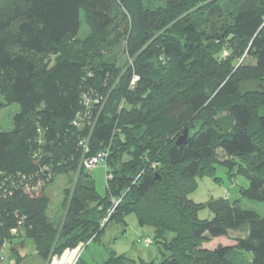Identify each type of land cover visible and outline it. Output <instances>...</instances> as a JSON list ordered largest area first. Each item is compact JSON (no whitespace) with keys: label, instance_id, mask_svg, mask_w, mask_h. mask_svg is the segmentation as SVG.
<instances>
[{"label":"trees","instance_id":"obj_1","mask_svg":"<svg viewBox=\"0 0 264 264\" xmlns=\"http://www.w3.org/2000/svg\"><path fill=\"white\" fill-rule=\"evenodd\" d=\"M220 7L230 22L217 29ZM198 12L211 28L198 26ZM228 41L238 53L222 62ZM236 54L254 63L236 64ZM0 96L20 107L13 131L0 132V189L13 193L0 199V251L27 237L48 261L87 249L111 223L125 229L134 214L168 255L155 263L111 252L104 264H264V217L228 197L191 199L222 151L229 169L249 179L242 196L264 203V0H0ZM108 150L103 197L82 160ZM38 175L39 196L5 181ZM60 176L76 182L70 178L55 223L47 187ZM205 209L212 220L199 218ZM231 233L239 234L235 246L202 249Z\"/></svg>","mask_w":264,"mask_h":264},{"label":"rangeland","instance_id":"obj_2","mask_svg":"<svg viewBox=\"0 0 264 264\" xmlns=\"http://www.w3.org/2000/svg\"><path fill=\"white\" fill-rule=\"evenodd\" d=\"M220 8L223 17H221V19L217 18L214 21V25L217 29L226 21L230 22L229 12L224 7ZM206 16L207 14L203 15V12H198L195 17L198 26H201L202 30L211 28V25H213V22H211V24L207 22ZM79 36L81 39H85L88 36V29L84 24ZM227 44L231 47H229L230 52L229 55L227 54L221 58L222 62H227L228 57L233 55V50L235 52L237 51L235 42L228 41ZM115 55L116 52H110L108 53V58ZM53 59L54 57L51 58V60ZM234 61L236 64L240 62L254 63L252 59L246 58V56L240 57L238 54H236ZM118 64L121 69L120 77H124L125 80L129 70L126 60L121 57ZM4 103L5 100L0 96V132H11L14 129V120L16 115L20 112V107L16 104L5 106L3 105ZM123 158L126 162L130 161V156L128 154H125ZM231 160L232 159L224 152L219 151V164L216 167L215 173L198 179V189L191 195V199L197 204H207L210 201L228 197L231 203L237 202L243 209L255 211L264 217V203L251 201L242 196L241 191L248 188L249 179L243 175H237L236 166H234L233 169H229L228 163H230ZM106 173L107 162L106 164L100 163L90 171L92 179L95 181L98 194L103 197H105L107 193V181L112 178L109 173L107 177ZM70 178L76 182L74 177L60 176L56 179L54 184H50L47 187V194L51 198L49 215L55 223H59L61 219L63 192L67 187L71 186ZM111 214L112 213H110V215ZM213 217L209 209L202 210L199 213V218L201 220H212ZM126 222L128 225L125 229L118 223H111L100 241L92 243L87 249L84 248L80 257H78L79 253H77V256L75 255L76 258L74 260L76 261L77 259V264L81 259L87 264H104L109 259L111 252H114L116 255H126L136 261L140 259L155 263L163 261L164 255H168L165 251H160L155 243H152L148 248L144 244L146 239L153 240L155 234L154 229L150 227H141L134 214L128 215L126 217ZM237 234L238 233H231V238L211 239L209 242H205L202 245V249L215 251L220 247L235 246L236 243L232 238H235ZM170 237L173 238L174 235ZM77 248L67 250H77ZM64 253L62 256L54 255L48 261H45L38 254L33 240L23 237L14 239L13 243L5 244L3 250L0 251V264H53V259L57 257V262L60 263V257H63ZM240 257L244 263H250L251 261L248 255H241Z\"/></svg>","mask_w":264,"mask_h":264},{"label":"built area","instance_id":"obj_3","mask_svg":"<svg viewBox=\"0 0 264 264\" xmlns=\"http://www.w3.org/2000/svg\"><path fill=\"white\" fill-rule=\"evenodd\" d=\"M226 55H227V53L224 54V56H226ZM137 80H138V77L133 79V82H132L133 86L135 85ZM85 105H86L87 108L90 105L88 98L85 101ZM89 113H90L89 110H87V112L85 113L83 118L85 119ZM82 120H83L82 116L77 118V120L74 123V126L77 127V128L83 127V123L81 122ZM79 146L82 148V150L84 152V155H86V154H88L90 152L89 140L81 141ZM108 158H109V150L108 151H101L97 155H95V156H93L91 158L83 159L82 160V165H83V167H85V169L91 171L92 169L97 167L100 163H105L106 164ZM105 167H106V165H105ZM27 178L28 177H24L23 181H19V182H16V183H15V181L12 178H9V179H7L5 181L8 182V183H11L13 187L15 186V187L21 188L22 191L25 194H27V195L39 196L41 194V192H42L43 187H44L43 180L40 178L39 175L35 176V178L31 179L30 181ZM7 189L8 188H5L3 190L0 189V199L1 198L6 199V198L11 197L13 195L12 190L11 189L7 190ZM0 224H1V222H0ZM18 225L22 226V222H19ZM19 231H20L19 227L14 228L11 231V235L12 236H18V234L20 233ZM151 243H152V241L150 239L146 240V245L147 246H149ZM84 248H85V245H80L77 248V250H67V251H65L63 257H60L61 258L60 259L61 262L60 263L57 262V260H58L57 258L58 257L56 256L57 258L53 259V264H77V262H78L77 259H76V261L74 259L76 258L77 253H79L78 257L81 256V253L84 250Z\"/></svg>","mask_w":264,"mask_h":264},{"label":"water","instance_id":"obj_4","mask_svg":"<svg viewBox=\"0 0 264 264\" xmlns=\"http://www.w3.org/2000/svg\"><path fill=\"white\" fill-rule=\"evenodd\" d=\"M188 142V130L184 132V134L177 140V145L180 148H183V146Z\"/></svg>","mask_w":264,"mask_h":264}]
</instances>
